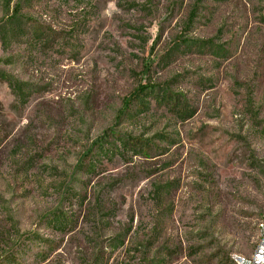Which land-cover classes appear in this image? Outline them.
<instances>
[{
    "label": "rangeland",
    "instance_id": "obj_1",
    "mask_svg": "<svg viewBox=\"0 0 264 264\" xmlns=\"http://www.w3.org/2000/svg\"><path fill=\"white\" fill-rule=\"evenodd\" d=\"M16 4L0 68L30 89L0 78V264L252 257L264 0H0V26Z\"/></svg>",
    "mask_w": 264,
    "mask_h": 264
},
{
    "label": "trees",
    "instance_id": "obj_2",
    "mask_svg": "<svg viewBox=\"0 0 264 264\" xmlns=\"http://www.w3.org/2000/svg\"><path fill=\"white\" fill-rule=\"evenodd\" d=\"M7 4L9 5L10 2H8ZM9 7L10 6H8L7 10H9ZM23 21H24L23 16L20 14V6L19 4H16L14 13L11 16H9L6 19V21H4V23L0 26V40L3 43V45L7 46L12 41H15L16 39H19L27 34V31L24 28L26 26L23 24ZM30 34L33 41L36 42V38L39 37V30H33L30 32ZM0 62L10 63L11 59L0 58ZM0 78H2L8 83L9 87L12 89L13 93L20 101L26 102V97L28 96L30 89L26 82H23L18 78H15V76L7 73L5 70L1 68H0ZM146 89H147L146 86L142 85L139 93L133 95V97H135V99L139 101H143L142 95L147 94ZM59 220H60L59 217L55 218V221H59Z\"/></svg>",
    "mask_w": 264,
    "mask_h": 264
},
{
    "label": "built area",
    "instance_id": "obj_3",
    "mask_svg": "<svg viewBox=\"0 0 264 264\" xmlns=\"http://www.w3.org/2000/svg\"><path fill=\"white\" fill-rule=\"evenodd\" d=\"M259 228L264 230V218L261 220L259 224ZM239 257V255H238ZM246 264H260L264 263V239L260 242L259 250L256 255H252L249 259H241Z\"/></svg>",
    "mask_w": 264,
    "mask_h": 264
},
{
    "label": "bare ground",
    "instance_id": "obj_4",
    "mask_svg": "<svg viewBox=\"0 0 264 264\" xmlns=\"http://www.w3.org/2000/svg\"><path fill=\"white\" fill-rule=\"evenodd\" d=\"M263 239H264V230H263V229H260V240H259V242H258V244H257V246H256V248H255V250H254V252H253V255H256V254H257V251L259 250L260 242H262ZM241 259H246V258H244V257H242V256H239V257H238V255H235V256H234V261H235L236 264H246V263H245L243 260H241ZM260 264H264V263H260Z\"/></svg>",
    "mask_w": 264,
    "mask_h": 264
}]
</instances>
